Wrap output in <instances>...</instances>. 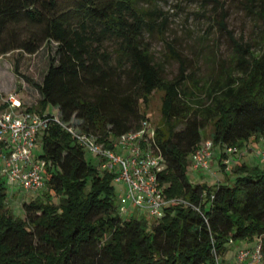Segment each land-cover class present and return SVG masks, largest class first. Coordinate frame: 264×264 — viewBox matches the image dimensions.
I'll use <instances>...</instances> for the list:
<instances>
[{
  "label": "trees",
  "instance_id": "16d2710c",
  "mask_svg": "<svg viewBox=\"0 0 264 264\" xmlns=\"http://www.w3.org/2000/svg\"><path fill=\"white\" fill-rule=\"evenodd\" d=\"M253 6L249 1L247 8ZM258 16L264 24V0ZM226 17L219 26L234 47L231 64L200 85L175 50L170 58L180 74L165 79L146 37L164 34L166 20L159 23L136 0H0V58L56 45L41 83L15 68L39 91L43 112L51 106L68 126L109 144L140 130L141 102L164 93L155 139L165 159L159 179L168 199L200 208L173 204L153 223L125 219L114 176L88 162L73 136L52 124L38 155L47 162V200L23 203L24 217H17L6 209L8 184L0 176V264H216L231 241L255 238L264 252V165L237 164L232 185L193 184L188 176L207 127L223 171L227 148L240 151L264 136V33L255 55L228 31Z\"/></svg>",
  "mask_w": 264,
  "mask_h": 264
},
{
  "label": "rangeland",
  "instance_id": "374dc122",
  "mask_svg": "<svg viewBox=\"0 0 264 264\" xmlns=\"http://www.w3.org/2000/svg\"><path fill=\"white\" fill-rule=\"evenodd\" d=\"M136 1L143 11L154 12L159 23L166 20L164 34L155 33L153 36L146 37V41L150 43L151 50L154 53L155 60L161 62L163 66V74L166 80H174L180 74L179 62L170 58L172 50L178 51L186 60V74L190 76V81L200 82V85L212 81V78L216 75L220 76L222 71L230 66L231 58L234 56V47L230 35L219 26L222 21V14L227 15L225 22L227 23L228 31L232 32L236 40L243 44L250 43L255 55H259L262 51L264 24L258 16L261 0ZM249 1L254 4L251 10L247 8ZM109 47L111 49L113 46L109 44ZM55 51L56 45L52 43L45 45L35 55L15 51L0 58V90L2 91H0V105L8 95L15 93L21 99L25 95L27 108L33 107V111L43 112L40 107L41 95L39 91L31 83L18 76L15 73V68L18 67L19 74L28 76L35 82L41 83L48 70L50 57L54 56ZM163 94L160 91L154 92L147 106L141 102V111L146 115V120L156 128L160 125L162 119ZM45 112L57 113L51 106H47ZM182 128L183 126H180L178 129ZM211 135L212 127L209 126L203 131L202 143L211 140ZM40 143L41 137L36 149L38 155L43 152ZM213 150L216 157L210 172L200 174L193 171L190 166L188 176L193 184L206 183L212 186L229 183L232 185L235 179L233 171L237 164L264 165L260 156V153L264 150V140L261 138L252 137L245 143L241 149L242 152L239 151V153L229 155L231 169L228 173L221 169L219 149L214 148ZM84 152L86 160L99 168V158L89 150ZM245 152L247 154L243 155ZM114 187L116 202L120 210L125 211L124 208L127 210L122 213L125 219L133 216L146 219L150 223L155 221V219L150 218L144 212L140 213L133 208L122 206L120 198L124 195L125 186L116 182ZM7 188L8 200L6 209L21 218L24 217L23 203H29L35 199L46 201L49 193L48 186L37 194H27L10 185H7ZM52 202L58 204L60 198L54 196ZM257 242L258 240L255 238L230 244L228 252L220 260L229 263L234 260L240 249L253 247Z\"/></svg>",
  "mask_w": 264,
  "mask_h": 264
},
{
  "label": "built area",
  "instance_id": "2783aa9c",
  "mask_svg": "<svg viewBox=\"0 0 264 264\" xmlns=\"http://www.w3.org/2000/svg\"><path fill=\"white\" fill-rule=\"evenodd\" d=\"M52 124L66 129L79 146L96 155L99 158L98 169L114 176L113 185L116 182L124 184V195L120 198L122 206L144 212L155 220L164 218L166 210L173 204L191 206L200 212L199 207L183 199L166 197V186L159 179V174L165 169V159L155 141L156 127L147 120L140 130L124 133L107 144L95 135L68 126L58 113L29 111L15 93L8 95L0 105V176L8 186L27 194H37L46 188L47 162L38 158L36 149L40 137ZM261 139L264 140V136ZM214 148L212 140H207L192 153L190 166L193 171L200 174L211 171L216 157ZM226 152L230 155L239 150L229 147ZM260 156L264 163V150ZM225 164L228 173L230 160ZM125 211L121 210V213ZM216 264H264L262 244L258 242L253 247L240 249L229 263L217 258Z\"/></svg>",
  "mask_w": 264,
  "mask_h": 264
},
{
  "label": "crops",
  "instance_id": "0c3cea01",
  "mask_svg": "<svg viewBox=\"0 0 264 264\" xmlns=\"http://www.w3.org/2000/svg\"><path fill=\"white\" fill-rule=\"evenodd\" d=\"M1 91V90H0ZM2 92V91H1ZM8 92V91H7ZM6 92V93H7ZM24 97L22 98V101L24 102V103H26V100H25V95H23ZM248 149V148H247ZM241 151V150H240ZM242 152V151H241ZM243 154V153H242ZM245 154H247L246 152L243 154V155H245Z\"/></svg>",
  "mask_w": 264,
  "mask_h": 264
}]
</instances>
